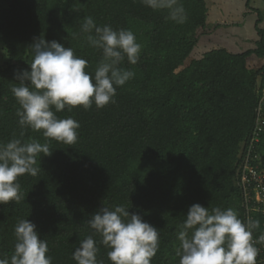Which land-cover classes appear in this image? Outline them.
<instances>
[{
	"label": "trees",
	"instance_id": "trees-1",
	"mask_svg": "<svg viewBox=\"0 0 264 264\" xmlns=\"http://www.w3.org/2000/svg\"><path fill=\"white\" fill-rule=\"evenodd\" d=\"M4 1L0 43L18 67L0 70V142L21 138L20 106L11 88L19 86L21 70H30L34 37L71 47L93 74L102 52L83 38L85 17L98 26L132 31L142 50L137 64L126 58L122 63L135 75L117 88L115 103L56 113L79 122L76 144L25 130L22 139L48 142L52 154L38 157L37 176L19 178L24 193L19 204H0V257L11 256L14 228L22 218L47 240L53 264H76L72 254L91 232L87 220L102 206L124 205L159 230L151 264H179L177 233L194 203L230 207L244 220L237 171L264 90L259 11L255 50L215 49L186 63L196 31L206 24L204 0H180L187 16L182 24L171 20L167 9L154 10L142 0H73L63 11L58 0ZM251 58L261 61L253 71L247 67ZM98 246L99 258L111 264L108 249Z\"/></svg>",
	"mask_w": 264,
	"mask_h": 264
},
{
	"label": "clouds",
	"instance_id": "clouds-1",
	"mask_svg": "<svg viewBox=\"0 0 264 264\" xmlns=\"http://www.w3.org/2000/svg\"><path fill=\"white\" fill-rule=\"evenodd\" d=\"M142 2L154 10L167 9L169 18L176 23L182 24L187 19L180 0ZM81 33L90 47L102 52L94 74L86 71L88 61L75 55L71 47L34 37L30 70H21L16 77L19 86L11 88L20 106L16 114L21 138L0 142V204H19L24 199L19 178L26 174L37 176L38 157L52 154L48 142L22 139L25 130L74 145L78 141L79 122L72 117L59 118L56 113L65 108L71 112L80 106L88 110L93 104L99 109L115 103L117 88L135 75L121 67L125 58L132 65L140 58L142 45L132 31L98 26L88 16ZM128 209L120 204L102 206L91 215L87 220L91 232L79 241L72 254L76 264H104L98 245L108 249L111 264H151L159 250V230ZM259 227V220H242L230 207L209 209L194 203L177 233L179 264H257L256 244H264V233L258 239L253 238V231ZM14 236L11 256L0 257V264H53V258L47 255L48 242L40 238L33 222L27 218L18 220Z\"/></svg>",
	"mask_w": 264,
	"mask_h": 264
},
{
	"label": "crops",
	"instance_id": "crops-1",
	"mask_svg": "<svg viewBox=\"0 0 264 264\" xmlns=\"http://www.w3.org/2000/svg\"><path fill=\"white\" fill-rule=\"evenodd\" d=\"M204 1L207 6V20L203 30L208 33L198 39L186 63L192 59H200L203 54L215 49L238 54L257 48L260 37L255 29L258 19L255 11L262 15L258 28L264 34V0Z\"/></svg>",
	"mask_w": 264,
	"mask_h": 264
},
{
	"label": "built area",
	"instance_id": "built-area-1",
	"mask_svg": "<svg viewBox=\"0 0 264 264\" xmlns=\"http://www.w3.org/2000/svg\"><path fill=\"white\" fill-rule=\"evenodd\" d=\"M241 165L237 171L242 194L244 220H259L260 227L253 231L258 239L264 233V90L255 111L251 135L241 150ZM257 264H264V244L258 243Z\"/></svg>",
	"mask_w": 264,
	"mask_h": 264
},
{
	"label": "rangeland",
	"instance_id": "rangeland-1",
	"mask_svg": "<svg viewBox=\"0 0 264 264\" xmlns=\"http://www.w3.org/2000/svg\"><path fill=\"white\" fill-rule=\"evenodd\" d=\"M73 0H58L57 6L58 8L63 11L70 9L72 7ZM8 5L4 0H0V18L4 15L5 11L7 10ZM208 30V29H207ZM203 28L200 30H197L195 33V36L197 37V41L199 38H201L203 35H206L208 31H206ZM261 65L260 60H256L254 58H251L248 62V69L249 70H256ZM18 67V64L15 62L10 61L6 48L3 44L0 43V70L6 69L7 67Z\"/></svg>",
	"mask_w": 264,
	"mask_h": 264
}]
</instances>
